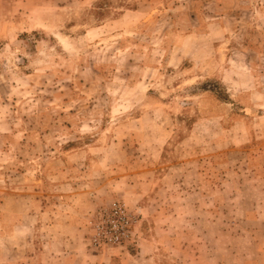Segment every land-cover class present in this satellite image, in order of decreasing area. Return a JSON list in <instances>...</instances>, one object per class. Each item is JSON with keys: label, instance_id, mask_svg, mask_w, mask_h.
I'll use <instances>...</instances> for the list:
<instances>
[{"label": "rangeland", "instance_id": "374dc122", "mask_svg": "<svg viewBox=\"0 0 264 264\" xmlns=\"http://www.w3.org/2000/svg\"><path fill=\"white\" fill-rule=\"evenodd\" d=\"M262 154L264 0H0V264H36L50 221L89 247L115 201L133 246L186 221L174 262L257 263ZM145 182L156 221L125 198Z\"/></svg>", "mask_w": 264, "mask_h": 264}, {"label": "crops", "instance_id": "0c3cea01", "mask_svg": "<svg viewBox=\"0 0 264 264\" xmlns=\"http://www.w3.org/2000/svg\"><path fill=\"white\" fill-rule=\"evenodd\" d=\"M98 1V0H96ZM264 159V154L259 157ZM136 178L144 179V173L136 174ZM142 188L137 191L130 192L125 195V198L136 207L139 205L140 211L144 216H149L156 221L154 208L150 206L152 198H155L151 188L145 182ZM151 194L149 195V192ZM149 198V201L148 199ZM106 203L103 200L101 203ZM109 202V200H108ZM198 207L196 206V209ZM76 223V222H75ZM69 221V218L62 222L50 221V225L46 229H50V235L41 236V246L36 255V264H188L183 262L181 255L179 261L174 262L168 251V246L176 244L179 253L182 252V243L186 242L188 236L186 235L185 228L187 222H179L178 227L184 229L181 234H176L174 225H166L165 227H158L150 223L149 227L144 232L143 239L138 240L137 245L127 246L119 249H106L103 251H94L88 247L87 240L85 239L86 231L83 224H75ZM197 223V222H196ZM249 223L264 229V220H251ZM213 225V223H212ZM46 227L40 225V227ZM199 227L198 225L194 226ZM263 232V230H262ZM161 238V241L159 240ZM259 243H264V232L260 234ZM202 241V240H201ZM260 246V245H259ZM258 251L254 248L255 252L259 254V261L251 264H264V244L260 246ZM262 252L263 255L260 256ZM174 262V263H172ZM195 264H202L201 261Z\"/></svg>", "mask_w": 264, "mask_h": 264}, {"label": "built area", "instance_id": "2783aa9c", "mask_svg": "<svg viewBox=\"0 0 264 264\" xmlns=\"http://www.w3.org/2000/svg\"><path fill=\"white\" fill-rule=\"evenodd\" d=\"M138 223V217L119 201L102 207L91 222L89 247L94 251H103L133 246Z\"/></svg>", "mask_w": 264, "mask_h": 264}]
</instances>
